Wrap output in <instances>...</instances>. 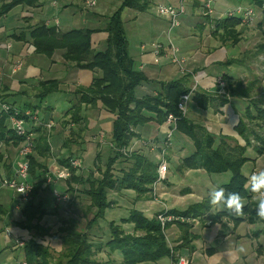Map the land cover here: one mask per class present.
Wrapping results in <instances>:
<instances>
[{
    "label": "crops",
    "instance_id": "1",
    "mask_svg": "<svg viewBox=\"0 0 264 264\" xmlns=\"http://www.w3.org/2000/svg\"><path fill=\"white\" fill-rule=\"evenodd\" d=\"M11 1L12 0H7V2L4 3L3 0H0V3L9 4ZM150 1L152 6L156 0ZM177 2L179 3V0H177ZM213 3L215 10L212 17L208 18V22L202 15L200 7H196L195 2L189 4V7H187L189 16L186 17V20L191 24L189 25L188 32L191 37L197 39H200V36L198 35L201 33L207 34L208 36L204 35V37L210 38L215 44V46H212L207 51V56L209 58L213 57L206 63L208 67H219L221 69L234 66L235 69L237 68V71H235V74L233 75L219 71L221 74H219L218 77L216 76L217 78L225 77L231 86L230 90L235 92L236 96L229 98V102L220 107V101L223 99L216 95L217 88L215 81L217 78L213 74L205 72V68L197 70L188 68L189 70H186L187 73L183 74L177 66L171 63L170 52L168 49L169 23L167 19L163 18L167 23L166 29H164L160 36H153L148 43L141 44V46L147 45V51H142L140 46V54L138 57L136 56V58L130 56L128 53V56L134 61L136 70L142 72L146 77V81L135 90V97L137 99H142L144 97L163 95V87L165 85L178 81H181L185 87L191 89L194 86L195 81H197L198 90L200 92L208 93L212 97V101L209 107L206 110H203V113L208 116V121L206 123L196 124L195 122H190L202 127L214 138V148H218L224 140L223 142H226L231 148L240 147L245 149L244 157L247 159V162L242 167L241 172L246 179L247 184L248 175L254 171L264 169V151L259 153L258 150L255 149L252 140L250 141V145L247 146L246 141L235 132V127L250 107L251 100L264 98V25L261 24V11L257 9L258 11L256 12L255 9L249 8L253 11L252 19L245 20L242 15L235 17L240 19V23L234 28L237 35L236 40H221L219 33L222 32H219L217 34L218 36L213 34L216 24L228 18L227 13L235 8L217 7L214 0ZM150 9L151 7L147 11ZM13 10H20L22 23H19L17 26L9 28L8 30L0 26V45L5 43L8 46L6 51L0 50V60H5L3 67L0 68V104L5 103L11 105L21 113L30 114V119L26 121V129L32 133L34 139L38 140L40 135H46L50 147V156L47 159L37 155L35 156L41 164H44L48 168V172L56 165L57 167H61L58 164V161L67 158L81 160L82 170L77 171L78 175L84 176L86 172H93L97 154L101 153L104 145L108 143L104 139L103 132L100 135L91 136L92 134L90 131L92 130V126L90 128V120L85 116V112L95 108L100 111L101 119L108 115L103 111L101 107L102 105H100L101 103H97L96 106L92 108L90 106H84V119L82 124V126L85 127L84 132L78 131V127L75 125L72 126L65 123L67 120L65 116L67 111L79 102L80 96L77 95L76 92L80 89L89 88L93 80L89 81V78L86 77L82 82L80 78H82L88 71L66 63L60 51H56L50 59L38 55L35 52L29 36L30 31L40 25L49 27V23L46 24L41 20V16H44V7H42L40 2L34 8L17 6L8 13ZM127 10L133 12L134 17H132L131 20L136 21L138 20L139 15H145V13H147V11L137 12L131 9ZM3 16L0 17V20ZM56 22L57 24H55V26H60L58 20H56ZM202 26H205L206 28L203 30L201 28ZM57 31L61 33L58 29ZM164 35L168 36L165 38ZM162 36L164 40H162ZM204 37L200 39V42L204 41ZM151 43H160L163 45L164 50L160 56L156 57L152 54L149 47ZM172 43L178 48L179 56L185 60V65L190 61H193L192 54L195 52H186L183 48H179V45L174 43V41H172ZM98 45L99 42H95L93 37H91V49L94 52H100L96 50ZM230 48H232V50L235 49V55L234 58L228 59L227 49L229 50ZM29 49L33 50L32 55H29ZM17 57L22 58L18 61L23 63V68L16 74H12L11 68L17 62L15 61V58ZM137 58H139V62L137 61ZM30 60L36 62H49L51 65L50 70L44 75L39 73L38 75L31 77L32 68H30L31 66H29V64L27 65ZM6 68H10L8 74L6 73ZM24 69H26V72L22 73ZM61 72H63L64 75L77 72L75 74L77 81L72 82L67 80L63 74H60ZM19 73L22 75H19ZM5 78L6 81L2 83ZM44 82H57L59 91L58 93L47 97L41 103V100L38 98L39 85ZM19 88L25 89V92L21 94V96L24 97L23 99L28 101L33 100L34 104H31V102L21 104L18 100ZM245 93L248 94V96H246ZM61 94L66 98V106L62 113L56 114L55 108L47 106V101L48 99ZM17 103L22 107H16ZM191 103L196 106L193 101H191L190 104ZM147 117L150 121L135 129L137 138L132 141L128 151L135 152L145 157V159H148L151 163L160 165L162 162L160 151H150L148 144L156 143L157 145H161L166 133L170 129L165 121L162 122V120L158 119L155 115L148 114ZM114 120L115 115L110 113V134L112 132L111 126L113 129ZM50 122L54 123V127L47 129L45 125ZM38 127H41L40 132L36 130ZM105 129L109 130L107 129V126ZM175 133L179 132L175 131L173 136ZM109 147L110 149L112 147L111 138ZM13 148L15 147L8 146L1 149L0 152L2 150L8 152V150ZM170 150L165 157L168 164L166 180L158 185L153 184L152 193L150 195L142 199H136V194L131 191H124L121 193L110 192V198L109 196L108 198L113 203V207L108 210L110 211V214H112L116 208L120 207V202H127L129 204V209L126 210L123 217L118 219L111 218L110 222L119 224L121 219L127 218L132 210L140 212L147 220H152L165 211L185 212L196 205L209 200L207 193L211 188L225 187L229 184L231 180V174L229 172L210 174L204 169L171 168L170 161L173 154ZM6 159L9 160V157H6L5 160ZM130 166L131 164L129 162L118 160L113 168L114 174L120 176L121 173L129 169ZM246 166L250 167V169H244ZM100 167L101 169H104V165L101 163ZM3 170L6 172L7 178L13 174L12 168L8 171L5 170V168H3ZM177 179H180L179 183H176ZM58 183L49 186L47 185V187L44 186L45 190L40 193L39 200L45 203L46 206H48L49 203L42 199L43 195L48 192L52 196ZM246 184L245 190L249 195L250 192L247 190ZM74 188L76 187L74 186ZM76 189L81 190L79 187ZM70 198L72 200L71 210L67 209L65 211L64 206L61 209L59 205L56 210L57 205L52 196L53 204L51 203V205H53V211H50L49 208H47L48 215L45 216L40 223L42 227L52 228V232L55 231L53 232L54 235L51 232L53 235L52 237L56 236L55 234L60 228V219H68L71 217L72 219L80 221V223L85 219L84 213L87 211L89 201L79 193ZM244 201L245 207L247 206L248 201L254 203L256 206L252 197L248 200L244 199ZM16 211H20V201L17 203ZM59 211H63V215L65 216L59 218ZM92 216L93 215L90 214L88 218L91 219ZM105 217L106 214L104 218ZM47 218H49L48 221L46 220ZM235 219H241L244 221L235 224ZM250 219L251 222H247L248 220L250 221ZM101 221L102 220L98 222L97 226L89 230L88 234L91 241H94L97 238L99 241L103 239V237H96V233H99L96 230H98L99 226L103 225L100 223ZM109 223L107 224V227ZM186 223L190 224L191 227L189 234L193 236V239L189 241L188 244H186V242L183 243V229L180 228L177 223L172 224L167 228L166 239L169 245L175 250V253L185 256L191 264H264V220L259 219L256 215L251 217H236L226 210H222L220 207H213L208 213L203 215L200 214L195 219L187 220ZM4 224H7V216L4 220ZM85 225L86 224L84 223V226ZM122 227L126 233H133L132 225H123ZM16 228L19 230L18 236H21L18 238L23 240V242L31 239L28 232L21 230L18 226ZM25 238L27 239L24 240ZM58 242L59 245L55 247L49 245L47 242H42L44 245L41 244L43 246H46L47 244L50 249L55 248V251L60 252L61 242ZM241 246L245 247L246 252L240 253L238 251ZM117 254L119 253H110L108 250H104L102 253L98 254L96 258L101 260L99 264H115L116 262L117 264H122V256L120 255L121 257L119 258L121 259H119ZM167 259L169 261L168 264H171L172 260L170 258ZM22 263H24V260L19 264Z\"/></svg>",
    "mask_w": 264,
    "mask_h": 264
},
{
    "label": "trees",
    "instance_id": "2",
    "mask_svg": "<svg viewBox=\"0 0 264 264\" xmlns=\"http://www.w3.org/2000/svg\"><path fill=\"white\" fill-rule=\"evenodd\" d=\"M39 1L12 0L9 4H3L0 7V17L20 5L34 8ZM251 2L261 11V24L264 25V0H251ZM195 4L196 7H199L198 2ZM150 7V0H125L107 25L105 32L108 37L105 52H94L91 49L92 31L74 30L59 33L55 28L40 25L29 33L31 44L38 55L50 59L56 51H60L63 53L62 56L66 63L73 64L82 70L100 73L99 78L93 79L89 88L76 92L80 96L79 102L67 111L65 123L75 125L78 127V131L84 132L85 127L82 126L84 106L92 108L97 103H101L104 108L115 115V120L111 137V157L104 165V169L100 167L101 160L98 153L94 162V171L90 172L88 179H85L83 175H78L77 170H71V177L65 182L67 189L64 193L70 197L79 193L89 201L83 220L86 225L81 228L80 221L71 217L60 219V228L55 237H52V228H44L40 225L42 219L48 215L46 204L39 200L40 193L45 190L44 186L48 185L46 182L48 168L41 164L35 156L47 159L50 156V147L46 135L42 134L38 140L34 139V153L28 157L30 176L28 183L32 186V191L28 200L23 202L25 204L21 210L22 221L16 224L21 230L31 235V239L24 242V247L21 249L26 264H99L95 261V257L104 250H108L110 253L118 252L122 256V264L157 263L166 258L173 259L166 239V230L172 223H168L162 228L157 217L147 220L135 210L130 211L128 217L121 219L119 224L109 223V240L105 244L94 243L88 234L89 230L104 219L106 211L113 207V203L108 198L110 192L131 191L136 194V199L145 198L152 193L159 165L151 163L135 152L122 154V150H127L132 141L137 138L135 129L150 121L147 117L148 114L155 115L162 122L172 115L177 119L176 131L192 139L194 153L182 161L180 169H204L210 174L229 172L231 180L224 187L226 192H238L246 200L251 197V193L248 195L245 190L246 179L241 172L247 162L244 157L245 149L231 148L226 142H223L224 140L218 148H214V138L205 129L193 124L178 111L177 103L180 97L190 94V88L178 81L165 85L163 95L142 99L135 97V90L146 81V77L142 72L136 70L134 61L128 56L121 12L126 8L145 12ZM205 20L208 22V17H205ZM239 23L240 19L226 18L216 24L213 34L217 35L222 32L219 33L221 40L235 41L237 35L234 28ZM201 28L204 30L206 27L202 26ZM222 78L226 81L228 97H222L220 107L227 104L229 98L236 96L235 92L230 90L229 81L225 77ZM58 91L57 82L40 83L38 98L42 103L47 97L58 93ZM245 95L248 96L246 93ZM191 101L200 109L206 110L212 97L208 93L196 90L192 94ZM24 120L27 121L28 118H24ZM36 130L40 132L41 127ZM235 132L246 141L247 146L252 140L259 153L264 151V98L251 100L250 107L236 125ZM21 141L22 139L10 129L8 116L0 112V145L7 144L16 148ZM71 159L59 160L58 164L61 167L69 168ZM118 160H124L131 164L130 168L123 171L120 176H116L113 169ZM74 186L81 190H77ZM71 201L70 198L67 209L71 208ZM57 208L58 205L56 210ZM212 208L207 200L185 212H168L167 215L192 220L200 214L208 213ZM90 214L93 215L91 219L88 218ZM253 215H256V206L248 201L242 216L251 217ZM6 216L7 212L0 204V225L4 224ZM242 221L244 220L235 219L234 223L239 224ZM247 222H251V219ZM177 224L183 229V243L188 244L193 239V236L189 234L190 224L186 222ZM123 225H132L133 233H126ZM45 237H52L61 242L62 249L57 260H54L49 247L43 246L37 241ZM173 251L175 252L174 249ZM2 253L3 251L0 252V255Z\"/></svg>",
    "mask_w": 264,
    "mask_h": 264
},
{
    "label": "rangeland",
    "instance_id": "3",
    "mask_svg": "<svg viewBox=\"0 0 264 264\" xmlns=\"http://www.w3.org/2000/svg\"><path fill=\"white\" fill-rule=\"evenodd\" d=\"M88 1H94L95 5L93 8H89L87 5ZM125 0H40L39 2L42 4V7H44L43 15L41 16V20L45 22L46 24L49 23V28H56L61 33H66L74 30H81V31H92L93 34L91 37H93L95 42H99V45L97 46V51L105 52L107 49V39H106V28L109 24L110 19L112 16L122 7V4ZM215 5L217 7H227V8H242V9H249L253 8L257 12V8L252 4L251 0H214ZM3 2H7V0H3ZM2 3H0V7H2ZM157 5H166V6H173L177 7L179 3L177 0H156L154 5L151 6V9L145 13V15H139L138 20H131L132 17H134L133 12L124 9L121 12V20L123 23V30L125 35V40L127 43V53H129L130 56H133L136 58L140 54V46L143 43H148L150 38L153 36H157L164 31L167 27L166 20L163 18H160L156 12ZM20 7H26L20 5ZM189 7V6H187ZM213 9L215 10V7L213 5ZM216 12V11H215ZM40 13V12H39ZM5 16V17H4ZM2 19L0 20V26L4 27L6 30L9 28H13L14 26H17L19 23H22V19L20 18V10H13L7 15H4ZM189 16V11L187 10V14L185 18L181 19V26L178 29H175L169 33V37L174 43L179 45V48H183L186 52H195L192 54L193 61H190L185 65V69L189 70L188 68L192 70H197L200 68H205V72L209 74H213L215 77L221 73L225 72L227 74H235V71H237V68L235 67H229V68H219V67H208L207 62L212 59L213 57L209 58L207 55V51L212 47L215 46L213 41L208 38L204 37L208 36L207 34L201 33L200 39L204 37V41L200 42V39H197L195 37H191L189 35V25L191 24L186 20V17ZM56 20L60 23V26L56 27ZM162 26H161V25ZM168 29V28H167ZM195 32V30H194ZM168 35H164L166 38ZM218 36V35H217ZM162 40H164L162 36ZM7 44L2 43L0 45V50L6 51ZM216 49V48H215ZM33 54V50L29 49V55ZM61 54H63L61 52ZM228 59L234 58L235 55V49L232 50L230 48L227 49ZM45 57V56H44ZM47 58V57H45ZM22 58L17 57L15 58V61L20 62L18 60H21ZM48 59V58H47ZM5 60H0V68L3 67V63ZM137 61L139 62V58H137ZM31 66L32 68V74L31 77L34 75H38L39 73L45 74L48 70H50V63L40 61L36 62L33 60H30V62L27 63V65ZM73 65V64H71ZM26 66V65H25ZM62 68V67H61ZM63 70V68H62ZM10 71V68H6V73L8 74ZM64 71V70H63ZM86 74L80 78V80L83 82L86 77L89 78V81L93 79L99 78L98 71H90L87 70ZM26 69L22 73H25ZM193 72V71H192ZM77 72L72 74H66L64 75L63 72L60 74H63L67 80L76 82L77 77L75 76ZM19 75H22L19 73ZM30 77V78H31ZM216 77V78H217ZM6 81V78L3 79L2 83ZM195 85V84H194ZM19 95L18 100L21 102V104H26L27 102L31 104H34L33 100H26L23 99L24 97L21 96L23 92H25V89L19 88ZM66 98L61 94L59 96H56L54 98H50L47 101V106L55 108V113H62L65 106H66ZM191 102V101H190ZM188 104L189 112L186 115L187 119L189 121L195 122L196 124H204L208 121V116L203 113V110L200 109L197 106H194V104ZM19 103V102H18ZM16 104V107H22L20 104ZM101 105V104H100ZM103 111L108 115L107 117L101 119L100 118V111L96 110L95 108L86 111L85 116L88 120H90V128L92 126V130L90 133L91 136H97L100 135L102 132L104 133V139L107 141L108 144H105L102 152L100 154V160L102 165H106L109 157H110V138L112 137V132L110 134V112L101 106ZM84 117V116H83ZM114 123V122H113ZM9 125V123H8ZM107 126L106 130L105 127ZM111 126V131H112ZM8 147V145H0V150ZM194 143L191 138L186 137L182 134L175 133V135L171 139V153L173 154V157L170 161L171 168L174 169H180L181 163L186 158H189L191 155H193ZM20 146L6 151H1L0 153V167H4L5 170H10L12 168L13 172H15V169L18 164H21L24 162V159L19 156ZM2 155V156H1ZM6 157H9V160H5ZM6 161V162H5ZM156 161V160H153ZM57 167V165H56ZM244 169H250V167H245ZM173 170V169H171ZM90 173L86 172L84 174V178L88 179ZM95 177L97 174H94ZM0 176L2 178H7L6 172L3 170V168H0ZM177 176V174H176ZM179 178V177H178ZM180 179H177L176 183H179ZM28 181H30V176L28 177ZM56 191L58 192H65L66 191V184L63 182H60L56 186ZM72 197V196H71ZM110 198V194H109ZM42 199L45 202H48L49 205L46 206L49 208L50 211L52 210L53 205V199L52 196L47 192L43 195ZM21 200V197L17 195L14 191H12L8 187H2L0 186V202L3 206V208L7 212V224L0 225V252L3 251L2 255L0 256V264H19L23 262L24 256L22 254V250L16 246V240L23 241L19 239L18 236L19 230L16 228L17 224H19L22 221L21 216V210L24 208L25 203H20V211H16L17 203ZM55 202V201H54ZM192 202V201H190ZM56 204V203H55ZM57 205V204H56ZM61 209L64 206V210L68 208V205H59ZM129 209V204L127 202H120V207L116 208L112 214H110V211H106V217L100 222L103 225L99 226L98 230H96L99 233H96V237H103L99 241V239H95L93 242L98 244H105L109 240V231L107 224L110 222L111 218H121L125 215L126 210ZM71 210V209H70ZM63 211L58 212V217H64ZM47 221L49 218L46 219ZM115 220V219H114ZM85 222H81V228L84 227ZM55 230V229H54ZM7 231L11 234L10 236L7 235ZM55 232V231H53ZM52 234L54 235V233ZM31 236V235H30ZM29 237V236H28ZM23 239V237H22ZM25 238L24 240H26ZM30 240V239H29ZM27 241V240H26ZM40 243H48L49 245H52L53 247L58 246L59 242L55 238H49L45 237L43 239L37 240ZM42 243V244H43ZM44 245V244H43ZM48 245V246H49ZM46 244V247H48ZM59 249V247H58ZM62 249V247H61ZM51 254L54 258V260H57L58 254L61 252L55 251V248L50 249ZM117 257H121L120 254H117ZM121 259V258H119ZM95 261L97 263H100V259L95 257ZM168 259H163L157 263H143V264H168ZM114 264V263H112ZM117 264V262L115 263Z\"/></svg>",
    "mask_w": 264,
    "mask_h": 264
},
{
    "label": "built area",
    "instance_id": "4",
    "mask_svg": "<svg viewBox=\"0 0 264 264\" xmlns=\"http://www.w3.org/2000/svg\"><path fill=\"white\" fill-rule=\"evenodd\" d=\"M194 2L199 3L201 13L204 17H208V18L212 17L214 13L213 0H179V5L177 7H173L171 5L156 6V12L158 16L167 19L169 23L168 35L171 31L181 26L180 20L186 16L187 6H189L190 3H194ZM87 5L89 7H93L95 5V2L88 1ZM240 15H242L245 20H250L252 19L253 11L250 9H242L239 7L227 13L228 18H235ZM168 40H169L168 49L170 52L169 55H170L171 63L177 66L181 71V73L186 74L187 71L185 69V60L179 56L178 48L173 45L169 37ZM149 47L151 49L152 54L156 57L160 56L164 50L163 45L160 43H151ZM147 49H148L147 45L141 46L142 51H147ZM22 68H23V63L16 62L12 66L11 72L12 74H16L17 72L21 71ZM215 85L217 88L216 95L218 97H228V95L226 94V81L222 77L216 79ZM196 90H198L197 81H195V85L191 88L190 94H185L180 97L177 103V109L183 116H186L188 112V104L191 101L192 94L195 93ZM0 112L8 116V123L10 129L17 137L22 139L19 145L20 146L19 156L24 159L23 163L17 165L15 172H13L12 177L10 178L0 177V186L10 188L12 191H14L17 195L21 197L20 202L23 203L28 200L30 193L32 191V186L28 183V177H29L28 157L34 153L35 146H34L33 135L26 129V120H24V118L30 119L29 117L30 114L21 113L18 110L14 109L11 105H7L5 103L0 104ZM176 122L177 119L172 115H169L165 123H167L170 130L166 133L163 143H161V145H157L156 143L148 144L150 151L159 150L162 158V162L160 163L157 171V180L154 183V185H158L164 180H166V175L168 172V164L165 160V157L168 155V151L171 149V139L173 137V133L176 131ZM45 127L47 129H51L54 127V123L50 122L47 125H45ZM127 153H129L128 149L122 150V154L126 155ZM71 170H77V171L82 170V162L80 159L72 158L69 162V168L54 166L46 175L47 184L51 185L58 182H64V183L67 182L71 177ZM52 196L57 205L60 204L68 205L70 203V196L64 192H58L54 190ZM167 213L168 212L165 211L157 216V219L160 222L162 228H164L168 223L175 224L178 222L184 223L187 221L180 217L167 215ZM7 235L10 236L11 234L7 231ZM16 246L22 249L24 247V242L16 240ZM170 249L173 254V259L171 264H179L181 257H183L186 260L187 264H191V262L185 256L176 254L171 246ZM22 264H26V263H22Z\"/></svg>",
    "mask_w": 264,
    "mask_h": 264
},
{
    "label": "clouds",
    "instance_id": "5",
    "mask_svg": "<svg viewBox=\"0 0 264 264\" xmlns=\"http://www.w3.org/2000/svg\"><path fill=\"white\" fill-rule=\"evenodd\" d=\"M246 188L256 203V216L264 220V169L254 171L247 176ZM207 196L212 207H220L234 216L244 214L245 201L238 192H226L224 187H213L208 191ZM238 251L244 253L246 249L241 246ZM179 264H187V262L181 257Z\"/></svg>",
    "mask_w": 264,
    "mask_h": 264
}]
</instances>
